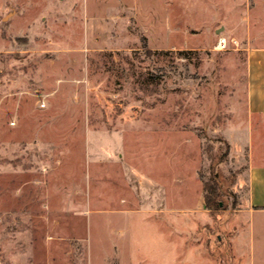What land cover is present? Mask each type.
I'll return each mask as SVG.
<instances>
[{
  "label": "rangeland",
  "instance_id": "rangeland-1",
  "mask_svg": "<svg viewBox=\"0 0 264 264\" xmlns=\"http://www.w3.org/2000/svg\"><path fill=\"white\" fill-rule=\"evenodd\" d=\"M262 20L264 0H0V264H264V212L239 213Z\"/></svg>",
  "mask_w": 264,
  "mask_h": 264
},
{
  "label": "crops",
  "instance_id": "crops-1",
  "mask_svg": "<svg viewBox=\"0 0 264 264\" xmlns=\"http://www.w3.org/2000/svg\"><path fill=\"white\" fill-rule=\"evenodd\" d=\"M264 21V20H262ZM258 25V26H257ZM254 25L258 33H262L264 23ZM259 43L246 44V90H245V109L248 140L243 143L247 150V167L245 176L247 188L242 198V206L239 213L264 212V43L257 39ZM140 193H144L143 182L138 179ZM146 192V191H145ZM174 222L171 223L173 226ZM188 225V224H186ZM188 227L192 239L197 241L195 236L196 222L193 221ZM191 227V228H190ZM203 245V243H201ZM205 246V245H203ZM117 247L114 246V251ZM126 264L125 261L115 254L107 260L111 263ZM178 259L171 257L170 264H178Z\"/></svg>",
  "mask_w": 264,
  "mask_h": 264
},
{
  "label": "trees",
  "instance_id": "trees-1",
  "mask_svg": "<svg viewBox=\"0 0 264 264\" xmlns=\"http://www.w3.org/2000/svg\"><path fill=\"white\" fill-rule=\"evenodd\" d=\"M205 196H204V203L205 209L209 212H213L216 209V199L219 195L218 190L215 185L205 184Z\"/></svg>",
  "mask_w": 264,
  "mask_h": 264
},
{
  "label": "built area",
  "instance_id": "built-area-1",
  "mask_svg": "<svg viewBox=\"0 0 264 264\" xmlns=\"http://www.w3.org/2000/svg\"><path fill=\"white\" fill-rule=\"evenodd\" d=\"M234 44H236V43H234ZM214 48L216 50H218V51L226 50L227 49V40H226V38L223 37V36L218 37Z\"/></svg>",
  "mask_w": 264,
  "mask_h": 264
}]
</instances>
